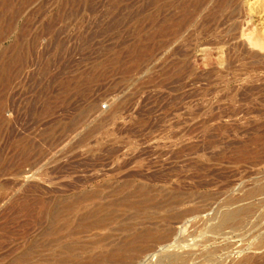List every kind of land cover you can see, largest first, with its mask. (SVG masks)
<instances>
[{
	"label": "rangeland",
	"instance_id": "obj_1",
	"mask_svg": "<svg viewBox=\"0 0 264 264\" xmlns=\"http://www.w3.org/2000/svg\"><path fill=\"white\" fill-rule=\"evenodd\" d=\"M7 9L0 264H50L70 231L86 264H264V49L248 42L264 40V0ZM86 193L118 201L112 217L77 230V211L48 235L41 204ZM116 244L117 260L89 259Z\"/></svg>",
	"mask_w": 264,
	"mask_h": 264
},
{
	"label": "bare ground",
	"instance_id": "obj_2",
	"mask_svg": "<svg viewBox=\"0 0 264 264\" xmlns=\"http://www.w3.org/2000/svg\"><path fill=\"white\" fill-rule=\"evenodd\" d=\"M9 1L10 0H0V2L3 4V8L5 7V9H3L0 6L1 7L0 11L2 9V11H1L2 14L7 12L5 10H8L7 8L9 5ZM25 3H26V1H25ZM10 7H11V5H10ZM19 7H21V6H19ZM15 8H17V7H14V9L13 8L12 9L15 10ZM16 10L19 11L20 8L16 9ZM3 17H4V15H3ZM13 17H15V16H13ZM1 18L2 17H0V19ZM1 20H0V22H1ZM1 24H2V22H1ZM6 24L9 25V23H6ZM11 25H12V23H11ZM7 27L8 26H6V28ZM6 28L3 27L2 29H6ZM0 29H1V27H0ZM7 29H9V28H7ZM5 31L6 30H4V32ZM1 32H2L1 34H3V30ZM249 41H250L249 44H252L253 46L259 47L262 50L264 49V40H260L259 38H257V39L256 38H254V39L250 38V39H248V42ZM6 65L3 64L0 67V72L2 70L4 72ZM95 196H96L95 193H86V194L78 196L75 199L67 198V199L59 200L51 206H50V204H49V206L47 204H41L42 205L41 207H43L44 212L49 213L50 217L52 218V221L50 222L51 225L49 224L50 230H49V232L46 231L47 234L48 235L56 234V233L62 231L63 229L68 228L72 223V214L74 212H77V211H78V213L76 214L77 218H76V222H75V227H73L74 229L82 230V229H87V228H91V227L95 228L98 226L100 228V226H103L104 221L112 217L111 213H106V210H108L107 207L116 206L119 203H118V201H115V202H112V204L110 203L108 205L107 203H103V202H94ZM135 204H137V203H135ZM66 212L71 213V214L65 215ZM142 234L146 236V234L144 232ZM142 234L136 235L134 240L136 241V239H139V238L141 239V237H144V236H142ZM74 235H75L74 231H70L69 233H67L65 235L58 234V236L56 238L52 239L53 240L52 242H54V243L49 242V244H54V247H52L50 245L53 248V250H51L50 255L48 254V256H49L48 263H50V264H54V263L59 264V262H62L65 264H86L87 263L86 261L81 260L79 258V252L82 249H85V246L81 245L76 240V237ZM67 236H69V237L71 236L69 238V240L65 239ZM151 236H153V235H151ZM140 239H139V241H140ZM127 244L132 245V242H129ZM121 247L123 248L124 246H120V248L118 247V244H116L114 247L104 246V249L102 251L97 253L96 256L94 254V256L89 257V259L94 262V261H97L96 259L98 256V259L117 260L119 258L118 255H119ZM34 250H36V252H37V250L39 251V249L36 248V244L27 250L26 255L31 257L33 255L32 252ZM36 252H35V254H36ZM47 252H48V250H47ZM30 254H32V255H30ZM48 256H47V258H48ZM88 262H90V261H88ZM115 262H117V261H115Z\"/></svg>",
	"mask_w": 264,
	"mask_h": 264
}]
</instances>
